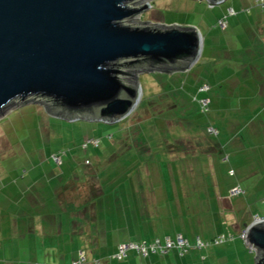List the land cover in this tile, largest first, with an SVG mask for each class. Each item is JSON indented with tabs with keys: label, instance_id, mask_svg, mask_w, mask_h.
I'll return each mask as SVG.
<instances>
[{
	"label": "crops",
	"instance_id": "1",
	"mask_svg": "<svg viewBox=\"0 0 264 264\" xmlns=\"http://www.w3.org/2000/svg\"><path fill=\"white\" fill-rule=\"evenodd\" d=\"M255 23L249 21L243 25L242 35L248 40L243 45L227 34L229 27L230 30L236 27L233 23L226 22L222 36L216 34L212 25L205 30L201 28L203 48L197 62L183 76H172L177 81L174 89L182 88L186 94L176 93L179 103L173 98L171 107L182 103L188 114L194 110L200 115L195 98L206 97L209 101L208 111L200 115L204 117L209 139L204 136L203 143L197 144L202 140L193 137L194 146H188L193 148L192 152L184 151L182 157L173 155L177 157L178 170H175L177 166L155 164L147 169L150 172L145 171V178H151L154 184L146 181L144 186L141 181L134 183L137 180L132 175L135 181L121 193V203L113 198L108 208L103 203L104 215L98 206L101 196H105L103 187L110 180L108 172L105 171L99 188L85 177L91 172L92 178L99 172L98 168L80 173L79 177L70 176L56 187L49 181L28 201L18 199L15 209L18 217L10 224L0 220V264H72L81 256L84 259L79 264H207L212 258L218 264H254L253 252L246 248L240 235L245 225L264 214V209L259 207L255 212L250 211L253 219L244 218L249 198L260 196L254 203L258 205L259 201L264 206V39H253L252 35L263 31L261 21L258 26ZM203 85L209 89L202 94L198 88ZM177 119L171 123L173 126L178 124ZM208 128L216 130L217 135L209 133ZM196 147L204 149L197 152ZM168 149L173 153L180 151L175 141ZM43 169L50 176L60 175L51 165L40 171ZM232 188H239L241 193L230 194ZM229 200L233 204L227 207L224 201ZM201 202L210 209L214 205L216 210L217 207L228 210V219L221 224L212 216L198 217ZM25 211V215H20ZM213 211L212 208V214ZM185 221L197 222L202 234L194 230L188 233ZM176 222H180L182 230ZM178 235L193 245L187 256H180L174 250L172 256L167 255L169 252L154 258L132 256L127 262L128 257L122 262L112 257L120 243H150L156 239L163 242ZM220 235L233 237L222 243L227 244L220 254L214 247L203 254L212 244L203 249L194 248L196 238L212 243Z\"/></svg>",
	"mask_w": 264,
	"mask_h": 264
},
{
	"label": "rangeland",
	"instance_id": "2",
	"mask_svg": "<svg viewBox=\"0 0 264 264\" xmlns=\"http://www.w3.org/2000/svg\"><path fill=\"white\" fill-rule=\"evenodd\" d=\"M133 4L135 6L148 5L150 8L135 13L133 17L136 20L166 26H191L197 29L199 33L201 28L205 30L206 26L209 28L213 26L216 27L214 31L219 36L224 35L225 27L224 29L221 28L217 22L219 19L224 20L223 17L226 16V22L236 25L233 30H230L229 27L226 30L227 34L231 40L237 38L241 45L248 41L242 35L245 32L243 25L251 21L256 22L255 25L258 26L261 21L260 24L263 27V31L260 32L261 35L253 33L252 37L253 39H264V0L262 2L260 0H223L219 3H213V0H135ZM229 9H232V13L229 12ZM257 26L254 27L258 28ZM229 31L232 32L229 33ZM201 38H203L202 34ZM218 42L217 40V44ZM193 66H190V69ZM130 73L132 76L129 77L128 82L136 86L138 82L141 98L131 114L118 122L110 123L85 119L69 121L59 117L62 114L57 113V115L55 111L52 112L54 108L51 110L46 108L47 106L41 101L33 100L25 103H12L0 111V220L2 219V223L8 222L10 224L12 220L18 217L15 209H17L16 204L19 198L28 201L34 197L37 189L45 186L49 181L56 187V185L66 181L68 177L70 179V176L79 177L80 173L87 174L96 168L99 172H95L92 178L90 177L91 172L89 176L85 175V177H88L89 181L93 180L98 188L99 186L102 187L99 183L104 181L105 171L110 174V180L103 187L104 193L102 195L105 196H101L98 206L100 213L104 215L103 203L106 202L108 208L110 199H122L123 190L125 192L128 186L135 181L131 178L132 175L137 180L134 183L141 181L144 186L147 184L146 181H152L154 184V180L145 178V171L150 172L147 170L148 168L158 164L164 167L177 166L175 170H178L179 163L177 157L173 155L182 157V152H192L193 148L188 146H194V138L202 140L201 143L198 142L197 144L203 143L204 136L209 139L210 135L207 133L203 123L204 117H202L205 112L201 110L200 104V112L202 113H199L202 116L194 110L192 114H188L186 105H182V103L178 104L179 106H170L173 98L179 103L180 99L176 96L178 92L182 95L186 94L182 88L174 89L177 86V81L171 78L172 76L174 78L183 76L186 74L185 71L141 70L139 72L131 70ZM185 103L189 102L186 101ZM176 118H178V124L173 126L171 123ZM194 131L200 136H197ZM92 138H99L100 144L96 147L91 144L87 147L81 146L83 142ZM157 139H161L162 142ZM173 140L178 144L180 151L173 153L172 150L168 149V145H171ZM185 147L186 150H184ZM196 148L197 152L200 151L199 149H204ZM61 152H66V156L63 157V164H55L52 158L53 154ZM87 163L90 165H86ZM48 165L55 167L60 175L50 176L44 172V169L40 171L42 168H48ZM182 165L183 163L180 162L181 168H183ZM143 170L144 174L142 173ZM35 183H38L37 186ZM123 186L126 188L123 189ZM100 190L102 191V189ZM254 197L255 199L249 198L248 200L244 218L253 219L250 211L255 212L256 209H264L263 203L259 201L258 205L254 203L256 198L258 199L260 196ZM229 201H224V205L230 207L233 201ZM119 202L121 203L120 200ZM190 205L192 211V204ZM212 208L214 209L213 214ZM212 208L210 209L207 204L201 202V214L198 213V217L200 215L212 216L219 219L220 223L223 224V220L228 219L230 215L229 211L221 207H217L216 210L214 205ZM26 213L27 211L20 212V215ZM260 217H264V214ZM176 223L178 229L182 230L183 226L180 227V222ZM184 224L188 233L192 234L194 230L196 233L202 234L197 222L185 221ZM225 231L223 230V232ZM226 244L209 243L211 246L202 252L204 254L206 250L211 251L214 247L219 250L220 254L221 248ZM173 254L174 250H170L167 255L172 256ZM252 254L254 255V253ZM132 256L137 255L134 252L130 253L126 262L131 260ZM207 264H218V261L214 258L208 259Z\"/></svg>",
	"mask_w": 264,
	"mask_h": 264
},
{
	"label": "water",
	"instance_id": "3",
	"mask_svg": "<svg viewBox=\"0 0 264 264\" xmlns=\"http://www.w3.org/2000/svg\"><path fill=\"white\" fill-rule=\"evenodd\" d=\"M133 1L0 0V111L33 100L69 121L114 123L141 98L131 70L194 65L199 31L136 20L150 8ZM242 240L254 264H264V219L245 225Z\"/></svg>",
	"mask_w": 264,
	"mask_h": 264
},
{
	"label": "built area",
	"instance_id": "4",
	"mask_svg": "<svg viewBox=\"0 0 264 264\" xmlns=\"http://www.w3.org/2000/svg\"><path fill=\"white\" fill-rule=\"evenodd\" d=\"M232 13V10H230ZM219 25L223 28L225 27V23L223 21L219 22ZM209 89L207 85H203L202 87L199 88L200 92H206ZM199 104L201 105V110L202 111H207L208 109V99L207 98H202L199 101ZM210 132L215 133L216 131L213 129H209ZM99 141L96 139H89L86 141L82 147H87L88 144H91L92 146H98ZM60 155L55 154L53 155V160L55 162H60ZM239 193L238 189H233L231 191L232 195H236ZM264 219V218H263ZM241 239L243 238V232L241 233ZM224 241V236H219L215 240V244H220ZM209 245L208 242H204L200 240L199 238H196L194 248L196 249H203ZM190 244L188 241L183 238L182 236L178 235L174 240L170 238H166L163 242L160 240L156 239L150 243L146 242H127V243H121L117 246L116 252L113 254V259L116 261H123L124 259L127 258L128 253L134 252L135 254L141 256V257H148L152 255H165L167 254L170 250H176L178 251L180 256H183L184 254L188 253L190 249ZM83 256L79 258L78 261L73 262L72 264H79L83 261Z\"/></svg>",
	"mask_w": 264,
	"mask_h": 264
},
{
	"label": "trees",
	"instance_id": "5",
	"mask_svg": "<svg viewBox=\"0 0 264 264\" xmlns=\"http://www.w3.org/2000/svg\"><path fill=\"white\" fill-rule=\"evenodd\" d=\"M260 2H262V0H260ZM230 10H232V9H229V12H230ZM224 18V20H222V19H219L218 20V24H219V22H221V21H223L224 23L226 22V19H227V17L226 16H224L223 17ZM226 24V23H225ZM224 28V27H223ZM200 87H202V86H199V88ZM199 88H198V90H199ZM200 92V91H199ZM200 93H205V92H200ZM202 98H206V97H201V98H195V100L196 101H199L200 99H202ZM208 110V109H207ZM203 112H206V111H203ZM208 129H211V128H208ZM209 131V130H208ZM216 131V130H215ZM209 133H211L212 135H217V132H215V133H213V132H210L209 131ZM92 139H94V138H92ZM96 140H98L99 141V143H98V145L100 144V139L98 138V139H96ZM86 142V141H85ZM85 142H83L82 144H81V146L85 143ZM90 144H88V146H89ZM56 154H59L61 157H60V162H55L54 160V163L55 164H59V165H62L63 164V157L64 156H66V152H61V153H56ZM53 155H55V154H53ZM87 161V160H86ZM86 165H90L89 163H87ZM233 189H238L239 190V193H237L236 195H238V194H240L241 193V190L239 189V188H232L231 190H230V194H231V191L233 190ZM243 232V231H242ZM224 236V235H223ZM241 236V235H240ZM219 236H217L216 238H214L213 240H212V243H214L215 242V240L218 238ZM233 237H231V236H224V241L223 242H225V241H228L229 239H232ZM154 241V240H153ZM128 242H133V241H128ZM134 242H136V241H134ZM222 242V243H223ZM125 243H127V242H125ZM208 243H210V242H208ZM121 244V243H120ZM119 245V244H118ZM117 245V246H118ZM117 246H116V250H117ZM191 246V245H190ZM130 253H132V252H130ZM130 253H128V255L130 254ZM137 255V254H136ZM185 255V254H184ZM183 255V256H184ZM137 256H139V255H137ZM152 256H154V255H152ZM128 257V256H127ZM139 257H141V256H139ZM148 257H150V256H148ZM141 258H144V257H141ZM145 258H147V257H145ZM125 260V259H124ZM119 262H122V261H119Z\"/></svg>",
	"mask_w": 264,
	"mask_h": 264
},
{
	"label": "bare ground",
	"instance_id": "6",
	"mask_svg": "<svg viewBox=\"0 0 264 264\" xmlns=\"http://www.w3.org/2000/svg\"><path fill=\"white\" fill-rule=\"evenodd\" d=\"M9 106V105H8Z\"/></svg>",
	"mask_w": 264,
	"mask_h": 264
}]
</instances>
